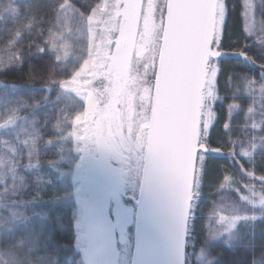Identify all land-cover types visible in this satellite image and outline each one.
Instances as JSON below:
<instances>
[{"label":"trees","instance_id":"1","mask_svg":"<svg viewBox=\"0 0 264 264\" xmlns=\"http://www.w3.org/2000/svg\"><path fill=\"white\" fill-rule=\"evenodd\" d=\"M247 1L253 3L250 23L246 18ZM64 2L0 0V125L13 110L17 117L15 128L0 127V264H86L78 246L76 210L66 200L72 191L71 183L60 178L55 166L60 155L56 139L59 132L63 133L58 132L57 126L76 112L79 102L58 82H67L78 67L70 47L75 44L76 53L79 51L75 36L84 25V20L59 25V5ZM67 2L87 17L102 0ZM224 3L222 46L218 48L231 55L221 62L224 71L216 88L221 99L212 105L217 120L207 144L209 148H220L224 155L209 154L205 158L207 172L201 183L221 184L212 198L223 194L234 197L238 191L245 194L248 189L264 195V180L260 179L264 176V152L257 147L254 165L245 157L238 155L233 160L226 155L232 150V142L239 152L241 143L247 147L255 137L259 145L264 136V78L260 67L264 64V10L259 7L260 0ZM29 21L30 31L25 29ZM2 25L24 30L15 47L9 45L10 33ZM50 31L63 37L58 44L65 47H49L43 54L36 52L37 45L45 46ZM241 51L255 63L245 62L244 57L237 55ZM65 53L64 60H56V54L64 57ZM21 54L22 63L14 62L13 57ZM33 68L38 74L29 76ZM229 104L238 105L231 120L227 116ZM224 123L230 124V132L223 129ZM252 123L258 127L253 129ZM249 172L253 175L249 176ZM211 201L198 200L195 220L190 217L186 264H264V212L257 218L238 220L230 229L227 242L207 245L205 215L211 210ZM196 251L206 253L204 260H197Z\"/></svg>","mask_w":264,"mask_h":264},{"label":"snow or ice","instance_id":"2","mask_svg":"<svg viewBox=\"0 0 264 264\" xmlns=\"http://www.w3.org/2000/svg\"><path fill=\"white\" fill-rule=\"evenodd\" d=\"M251 9V4H246ZM259 7L264 10V0H260ZM61 15L58 16L59 25L64 27L69 21L87 20L89 22V50L91 52L92 41L95 39L93 24H99L106 28L108 33L116 32L115 37L109 36L107 55L117 61H122L127 54V45L133 38H138L146 51L153 53L152 81L142 87L139 94L140 103L144 109L134 108L142 118L145 112L151 118L145 131L149 132L154 142L167 145L169 155L174 165L176 178L180 186L190 185L194 190L193 199L198 201L201 195V169L206 168L205 158L209 154L224 155L220 148H208L210 129L217 120L216 112L212 105L218 99V77L224 69L222 61L231 54L221 53L215 50L220 44L221 25L225 22L224 0H104L97 3L87 17L73 4L65 0L59 5ZM10 35L8 43L15 47L18 38L23 35L21 28H9L2 25ZM29 21L27 30H31ZM69 31H71L69 29ZM251 32V29L249 30ZM63 37L56 33H49V39L45 46H36V52L45 53L50 47L52 50L64 48L65 44H58ZM264 46V40L261 41ZM237 55L244 57L245 62L255 63L250 56L241 51ZM56 54V60L66 58ZM264 59V55L261 56ZM16 63H22L23 54L13 57ZM95 58L91 67H95ZM261 77L264 78V64L260 65ZM84 69L74 73L78 78ZM127 73L130 82L135 83V77L131 63H128ZM36 73V69L29 72V76ZM103 79V77H98ZM83 83V81H77ZM253 82H249L251 84ZM58 86L66 88L65 81H59ZM261 93L264 94V84L261 85ZM59 99V97H57ZM236 104H229L227 110L228 119L231 120ZM249 108L248 112L252 113ZM264 116V113H262ZM15 110L8 114L5 123L0 127H16ZM252 128L258 127L252 123ZM226 132L231 131L229 123L223 124ZM264 131V129H262ZM233 143L232 150L226 155L233 160L239 155L248 159L250 164H255L253 153L257 147L264 152V136L260 137L259 145L256 138L248 141V146L240 144L239 152ZM249 176L253 174L248 173ZM228 177H225L227 180ZM264 180V176L260 177ZM246 203L257 204L253 197H243ZM258 204L264 205V195L258 198ZM198 203L193 205L189 200L184 205L181 220L186 215H191L195 220ZM237 209L226 220L228 228H231L241 217L235 215ZM255 218V217H253ZM225 221V217L220 218ZM227 229H225L226 231ZM180 240L177 237V250Z\"/></svg>","mask_w":264,"mask_h":264},{"label":"rangeland","instance_id":"3","mask_svg":"<svg viewBox=\"0 0 264 264\" xmlns=\"http://www.w3.org/2000/svg\"><path fill=\"white\" fill-rule=\"evenodd\" d=\"M103 2L104 0H102L101 3ZM109 2H111V0H109ZM146 2L147 0H145V3ZM247 4L253 5L250 1H247ZM246 14L247 22L250 23L251 17L253 16L252 8H247ZM83 24V29L81 28L78 30L75 36L77 38V47L79 51L76 53L75 44L73 47H70L71 50H74H72L71 53L74 55V61L78 62V67L72 70V77L66 82V91L70 90L73 96L79 101L77 103L78 109L71 117H65V119L62 120V126H57L58 132L62 131L63 133L59 132L60 136L56 139L60 155L55 161V166L60 174V178H64L71 183L72 191L69 193L66 200L73 205L76 210L75 226L78 236V246L81 250L85 249V240L83 236L84 225L82 224V210L86 200L83 182L85 169L84 158L88 152H92L94 145L92 122L95 119L94 116L97 111V116L100 118L102 113H110L112 109L117 107L114 101L112 103L110 85H108L105 76V69L108 65L106 57L108 56L107 50L109 48L107 41L109 36L115 37L116 32L113 31L108 33L106 28L99 24H93L92 28L94 29L95 39L92 41L90 52L88 33L89 22L85 19ZM137 40L138 42L132 61L135 83L130 82L131 95H127L120 105L122 109L121 116L123 117L122 127L124 129L123 133H120V137L125 143L127 150H129L128 156L132 159L135 173L139 174L141 173L142 163L145 160L144 153L147 137L146 131L145 133L143 132V127L147 120V113L145 112L141 118L135 111L134 104L135 107H139L141 110L144 109V105L140 103L139 94L142 87L146 84H150L152 81L151 61L153 53L151 51H146L142 42L139 39ZM94 58L97 62L95 67H91ZM81 69H84L83 73L78 78H74V73L80 72ZM98 77H103V79H98ZM77 81H83V83H78ZM206 172L205 168L201 169V181L204 180ZM220 185L221 184L217 182H213L207 186L204 182L201 183V195L198 197V200L203 201L204 199L206 201L212 199L211 203L208 204V206H211V210L209 214L205 215L207 245L217 241L223 243L227 242L226 239L230 229H232L238 221L237 220L231 228H228L226 220L231 217L234 209H237L235 215L241 218H257L264 212V205L258 204V198L261 194L250 189H248V192L245 194L238 191L237 196L234 197L223 194L212 198L211 195L222 188ZM243 197H248L249 199L255 197L257 199V204L253 205L246 203L245 200L242 199ZM196 203H198L197 200ZM221 217H225V221H222L220 219ZM225 229L227 230L225 231ZM189 230L188 232L190 234ZM196 253L197 260H204L205 252L196 251ZM85 263L87 264V259Z\"/></svg>","mask_w":264,"mask_h":264},{"label":"water","instance_id":"4","mask_svg":"<svg viewBox=\"0 0 264 264\" xmlns=\"http://www.w3.org/2000/svg\"><path fill=\"white\" fill-rule=\"evenodd\" d=\"M137 39L133 38L129 41L127 54L122 61L106 57L108 65L105 74H122L124 82L127 83L129 79L127 66L129 62L132 66ZM215 50L224 53L218 47ZM147 137L146 159L137 201L138 215L131 264H186L191 215H186L181 220V214L187 201L191 200L193 203L194 190L190 185L182 187L178 184L167 145L154 142L149 132ZM102 152L99 151L98 156L89 154L85 158L84 182L89 199L84 207L83 215L88 262L89 264H119L117 245L107 230L111 225L103 222L104 220L98 222L93 219L95 212L101 219L104 214L107 215V205L100 203V199L105 192L113 188L112 181H110L111 170ZM121 187H124V181ZM96 224L101 227L99 229L104 235L103 238L108 237L105 245V259L101 261H98L96 257V250L99 247L95 235ZM178 236L179 251L177 250Z\"/></svg>","mask_w":264,"mask_h":264},{"label":"flooded vegetation","instance_id":"5","mask_svg":"<svg viewBox=\"0 0 264 264\" xmlns=\"http://www.w3.org/2000/svg\"><path fill=\"white\" fill-rule=\"evenodd\" d=\"M105 76L108 85H110V95H112V103L114 101L117 107L112 109L110 113H102V116H100V118H98L97 116L98 111L95 114V119L92 122V128L94 132V145L92 152H88L86 156L89 154H91L92 156H98L99 151L104 152L105 159L108 161V165L111 170L112 176L110 181H112L113 188L110 191H107V193L105 192V194H103L102 198L100 199V203H102L104 206L107 205V215L105 216L104 214L103 218L101 219L99 215L95 212L93 219L98 220V222L104 220L103 222H108L111 225L107 230H109V234L113 237L115 245H117V250L119 251V264H131L135 239L134 233L136 229V219L138 215L137 201L140 195V187L142 183L141 178L144 171L143 167L145 160L142 163L141 173H139L140 175L135 173L133 169L134 167L132 165V159H130L128 156L129 150H127V148L125 147V143L120 137V133L122 134L124 130L122 127L123 117L121 116L122 109L120 105L127 95H131L130 80L128 79L127 83H125L122 74H105ZM149 121L150 117L147 115V120L143 127L144 133L146 126L149 124ZM147 134L148 132L146 131V137ZM146 149L144 153V158L146 154ZM84 165L85 169L83 175V182L86 173V161ZM120 174L123 175L120 176ZM123 181L124 187H121ZM84 189L86 193V200L84 202L85 207L89 199V194L86 191L85 182ZM83 212L84 208L82 210V215ZM82 224L84 225V215L82 219ZM99 228L101 227L96 224L95 235L97 236V244L99 246L96 250V257L98 261H101V259H105V245L108 241V237L103 238L104 235H102V231ZM83 236L85 240V249L81 250L82 258L85 257L87 259V264H89V257L86 247L85 225ZM85 258L84 260L86 261Z\"/></svg>","mask_w":264,"mask_h":264}]
</instances>
